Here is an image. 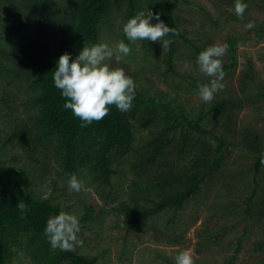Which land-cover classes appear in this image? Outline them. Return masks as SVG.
<instances>
[{
	"label": "rangeland",
	"instance_id": "1",
	"mask_svg": "<svg viewBox=\"0 0 264 264\" xmlns=\"http://www.w3.org/2000/svg\"><path fill=\"white\" fill-rule=\"evenodd\" d=\"M112 1L108 21L100 25L98 42L113 46L123 40L129 45V55L121 54L119 61L114 55L106 63L123 68L139 92L158 100H172L187 111H196L198 116L203 108L209 109L222 100L244 101L245 105L237 112L209 115L201 122L203 129L222 136L226 142L219 170L205 179L181 208H167L145 221H139V216L127 212L124 206L152 208L153 202L162 197L134 187V181L140 183L141 177L125 166H122L125 172L121 178L112 174L106 184L98 171L92 174L86 166L76 167L73 174L84 182L86 190L75 192L68 188L71 174L49 154L52 161L48 169L37 171L41 176L34 179L31 171L37 164L29 152L18 141L7 140L13 119L7 115L11 107L19 108L21 98L26 96L23 90L21 96L16 90L21 98L14 100L3 93L6 104L0 95V162L33 173L30 174L32 190L78 218L77 238L83 244L75 245L73 251L96 259L97 264H175L176 255L183 250H190L195 264H264V251L258 248L264 241V212L257 218L245 216L243 208L228 209L245 204L254 189H257L256 200L263 194L264 165L260 164L256 173L254 162L264 153V0H242L247 5L242 16L235 13V0H172L179 29L189 42L182 37L176 39L170 66L160 61L168 51L163 52L162 42L147 40L148 50H145V40L135 43L127 40L123 26L130 19L129 2ZM133 1L137 8L134 16L139 11L154 12L150 7L152 0ZM156 14L160 16L158 9ZM151 23H158L154 13ZM233 39L236 40V67L226 72L220 81L223 88L206 103L199 92L190 91L191 85L207 84L213 78L200 71L199 53L190 44L206 49L213 44L227 45ZM228 57L226 50L220 58L222 65L229 64ZM3 86L1 89L9 94L15 91L14 86ZM27 111L36 112L33 107L30 110L22 107L16 118L27 121ZM230 114L232 123L227 125ZM156 132L157 129L152 132L151 128L138 130L137 143L154 137ZM205 136L206 142L217 145L212 136ZM176 166L178 171L180 168ZM15 262L35 264L21 252Z\"/></svg>",
	"mask_w": 264,
	"mask_h": 264
},
{
	"label": "trees",
	"instance_id": "2",
	"mask_svg": "<svg viewBox=\"0 0 264 264\" xmlns=\"http://www.w3.org/2000/svg\"><path fill=\"white\" fill-rule=\"evenodd\" d=\"M156 1L150 4L154 16L158 9L160 19L179 33L170 36L172 43L160 60L170 66L176 39L182 37L187 43L189 40L179 29L174 2ZM112 2L0 0V95L6 104L8 101L3 93L13 100L21 98L17 94L20 92L21 96L22 90L26 93L19 108L9 106L12 111L7 117L13 119L7 140L18 141L29 152L37 164L31 171L34 179L41 176L37 171L48 169L52 161L49 154L70 174L75 173L78 166L88 167L92 174L98 171L105 184L110 182L112 174L121 178L125 172L122 166H125L141 177L140 183L134 181V187L162 197L153 202L152 208L124 206L127 212L138 215L139 221H145L167 208H181L205 179L219 170L226 142L222 136L203 129L201 122L209 115L237 112L245 104L241 100H222L209 109L203 108L198 116L196 111H187L172 100L145 96L135 88L129 111L121 112L114 105L109 106V114L104 119L82 127L85 122L64 107L67 100L55 87L53 75L62 54L69 53L75 59L84 46L98 43L100 25L108 21ZM128 2V17L133 18L137 8L133 0ZM235 41L227 42L229 64L222 65L225 75L236 67ZM145 42L143 47L148 50L149 42ZM190 45L198 53L205 50ZM2 86H14L15 91L9 94L1 89ZM199 86L193 83L190 91L198 92ZM16 90H19L17 94ZM22 107L25 110L33 107L36 112L27 111L28 120H19L17 112ZM232 119V114L227 116V125ZM148 128L152 132L157 129L155 136L137 143V131ZM207 134L217 145L206 142ZM170 158L174 159L169 161ZM260 164L261 154L254 162L256 173ZM176 165L180 168L178 171L174 168ZM31 172L0 162V264H16L19 252L35 264H97L96 259L87 255L51 247L45 234L47 221L65 208L51 199L41 198L32 190ZM256 190L245 204L228 207L229 211L243 208L245 216L258 218L264 212V187L257 200ZM20 202L26 205L23 212L17 208ZM258 248L264 251V241ZM230 261L235 262L234 259Z\"/></svg>",
	"mask_w": 264,
	"mask_h": 264
},
{
	"label": "clouds",
	"instance_id": "3",
	"mask_svg": "<svg viewBox=\"0 0 264 264\" xmlns=\"http://www.w3.org/2000/svg\"><path fill=\"white\" fill-rule=\"evenodd\" d=\"M234 8L235 13L242 16L247 5L242 0H235ZM154 18L158 23H151V11H139L124 24L123 33L132 43L138 40L162 42L164 52L172 43L167 37L179 33L175 28L168 27L159 14H155ZM226 50L227 45L213 44L198 54L197 64L200 71L213 78L198 88L200 98L206 103L211 102L215 93L223 88L220 81L224 79L225 72L220 58L226 54ZM130 53L129 45L121 40L113 46L105 42L84 46L75 59L69 53L59 57L53 75L54 85L67 100L64 107L85 122L82 127L104 119L109 114V106L114 105L121 112L131 109L135 94L133 79L123 68L112 67L106 63L114 55L119 61L121 54L127 56ZM261 164L264 165V153L261 154ZM68 188L75 192L86 190L84 182L75 174L69 176ZM17 208L23 212L26 205L20 202ZM79 232L78 218L65 211L50 217L45 229L51 247L61 251H71L75 245L83 244V241L77 238ZM175 264H195L190 250L180 251L175 257Z\"/></svg>",
	"mask_w": 264,
	"mask_h": 264
}]
</instances>
